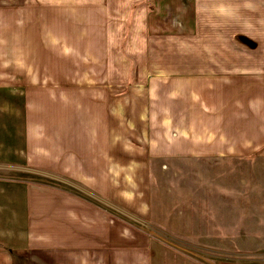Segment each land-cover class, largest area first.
I'll list each match as a JSON object with an SVG mask.
<instances>
[{
	"label": "crops",
	"instance_id": "obj_1",
	"mask_svg": "<svg viewBox=\"0 0 264 264\" xmlns=\"http://www.w3.org/2000/svg\"><path fill=\"white\" fill-rule=\"evenodd\" d=\"M257 158L264 0H0V264H155L152 163Z\"/></svg>",
	"mask_w": 264,
	"mask_h": 264
},
{
	"label": "rangeland",
	"instance_id": "obj_2",
	"mask_svg": "<svg viewBox=\"0 0 264 264\" xmlns=\"http://www.w3.org/2000/svg\"><path fill=\"white\" fill-rule=\"evenodd\" d=\"M119 215L151 239L155 264L264 263V160H155L147 217Z\"/></svg>",
	"mask_w": 264,
	"mask_h": 264
}]
</instances>
